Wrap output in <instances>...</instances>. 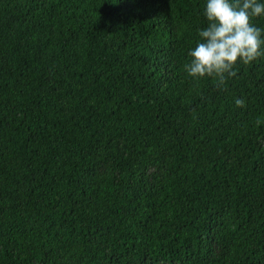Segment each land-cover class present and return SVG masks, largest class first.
<instances>
[{
	"label": "trees",
	"instance_id": "16d2710c",
	"mask_svg": "<svg viewBox=\"0 0 264 264\" xmlns=\"http://www.w3.org/2000/svg\"><path fill=\"white\" fill-rule=\"evenodd\" d=\"M206 3L0 0V264H264V55L189 77Z\"/></svg>",
	"mask_w": 264,
	"mask_h": 264
},
{
	"label": "clouds",
	"instance_id": "9594fccd",
	"mask_svg": "<svg viewBox=\"0 0 264 264\" xmlns=\"http://www.w3.org/2000/svg\"><path fill=\"white\" fill-rule=\"evenodd\" d=\"M262 15L264 3L258 0H207L205 16L209 23L199 31L201 40L188 53L190 62L184 66L188 76L195 80L211 78L218 86H225L228 78L237 75L238 62L248 65L264 55L262 30L250 22ZM235 104L243 108L245 101L236 99Z\"/></svg>",
	"mask_w": 264,
	"mask_h": 264
}]
</instances>
